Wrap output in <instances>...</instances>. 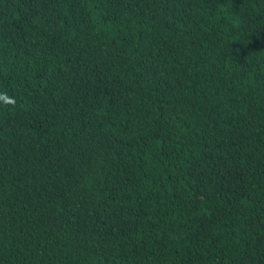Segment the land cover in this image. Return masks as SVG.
Wrapping results in <instances>:
<instances>
[{
    "label": "trees",
    "instance_id": "trees-1",
    "mask_svg": "<svg viewBox=\"0 0 264 264\" xmlns=\"http://www.w3.org/2000/svg\"><path fill=\"white\" fill-rule=\"evenodd\" d=\"M0 264H264V0H0Z\"/></svg>",
    "mask_w": 264,
    "mask_h": 264
},
{
    "label": "clouds",
    "instance_id": "clouds-1",
    "mask_svg": "<svg viewBox=\"0 0 264 264\" xmlns=\"http://www.w3.org/2000/svg\"><path fill=\"white\" fill-rule=\"evenodd\" d=\"M0 99L9 100V101L12 100V98H10L8 96V93L7 92L0 93Z\"/></svg>",
    "mask_w": 264,
    "mask_h": 264
}]
</instances>
